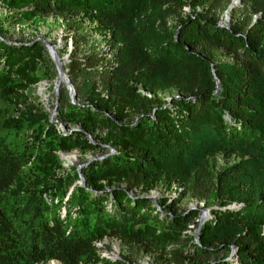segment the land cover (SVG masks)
Segmentation results:
<instances>
[{
    "label": "trees",
    "instance_id": "obj_1",
    "mask_svg": "<svg viewBox=\"0 0 264 264\" xmlns=\"http://www.w3.org/2000/svg\"><path fill=\"white\" fill-rule=\"evenodd\" d=\"M230 1L0 0L34 23L84 13L112 51L77 57L89 38L83 21L67 22L79 32L63 65L79 104L68 99L58 119L79 129L65 134L18 106L19 92L57 75L46 47L0 39V264H136L103 256L105 237L159 264H264V0H242L220 26ZM108 146L81 167L84 185L58 154ZM220 154L236 158L217 166ZM159 185L212 207L198 241L187 233L197 209L145 197Z\"/></svg>",
    "mask_w": 264,
    "mask_h": 264
},
{
    "label": "rangeland",
    "instance_id": "obj_2",
    "mask_svg": "<svg viewBox=\"0 0 264 264\" xmlns=\"http://www.w3.org/2000/svg\"><path fill=\"white\" fill-rule=\"evenodd\" d=\"M241 6L242 0L238 1L234 8H239ZM184 9L188 10L187 7H185ZM15 12H17V10H8L0 3V22L6 29V39L27 44L32 43L38 39L37 41H40V43H42L43 45L44 43L42 42V40H45L55 46L57 53L64 66L69 62L71 51L75 49V44L73 43V40L75 39V36L79 34V32H76L74 29L69 28L67 22H72L75 20L83 21L84 29L81 32L89 36V43L85 44L83 48H87L89 50V53H92L93 51L99 49L103 51V30L95 28L97 25V20H91L88 16H85L84 13H72V15L68 16L67 19H64L62 15H59L57 13H50L48 15H43V17L37 23H34L32 22V20L23 21L22 19H20L19 16H14ZM226 15H229L227 19H225ZM57 17H59L61 20H58ZM232 18L233 17L231 16L230 11L227 13L223 11L219 16V21H222L229 26ZM81 47L82 45L78 46V48H76L77 51H79ZM220 58L225 60H231V56L224 53L221 54ZM55 81L56 75L52 73L50 77H46V79H43L37 82L36 84L31 85L26 91L19 92L22 93V96L20 97L21 102L18 103V106L22 111H26L27 109H31L33 110V112L43 111L49 116V120L51 122L58 124L60 130L64 131L65 134H69L71 133L70 131L73 128H75L74 130H76V128H79V126L66 124L58 119L59 108H61V106H69L68 99H70V94L67 87L61 85L57 91L58 105L55 108ZM73 85L75 87L74 83ZM170 95V92H164L159 94L160 97L167 100L170 99ZM61 124L65 126L64 130L61 128ZM95 142L96 141L93 140V143ZM58 154L66 170H68L71 166L86 162L91 157L98 156L97 152L90 151L87 153H80L77 149L70 152L59 151ZM72 154L76 155L75 159H72V161H68L66 158H64L65 156H69ZM235 158L236 157L234 155L225 156L223 154H220L216 158L217 166L232 163ZM154 190L156 191L155 199H151L153 201L155 200V204L166 201V203H169L171 205L169 209L173 211H181L184 209L198 210V216L197 219H195V223L190 222L188 225L187 233L189 235L195 236V231L197 229L200 216L203 214V209H209V215L206 220L212 217V207H206L203 201H199L191 195L187 194L181 196L178 194L175 188L170 189L166 185H159L156 188L152 189L150 192H148L146 195L152 194ZM213 208H216V206H213ZM96 245L97 247H99L102 255H104L105 257L114 255V253L116 252L115 249H118L119 258L122 254L133 255L131 259L136 264H159L161 262V260L156 258L155 255L146 253L131 254L130 248H127V246L123 245L119 239L113 237H105L103 240L98 241ZM49 262L40 264H49ZM58 264H60V262H58Z\"/></svg>",
    "mask_w": 264,
    "mask_h": 264
},
{
    "label": "water",
    "instance_id": "obj_3",
    "mask_svg": "<svg viewBox=\"0 0 264 264\" xmlns=\"http://www.w3.org/2000/svg\"><path fill=\"white\" fill-rule=\"evenodd\" d=\"M240 1V0H231V2L229 3L228 7L226 8L225 10V13L229 12L230 10H232L234 8V6L237 4V2ZM229 17V15H228ZM218 25L220 26H228L226 23L222 22V21H219ZM0 39L4 40L6 43H9L10 40L4 38L1 34H0ZM38 40V39H37ZM37 40H35L34 42H36ZM42 42L44 43L46 49H47V52L49 54V57L51 58L52 62L54 63L55 65V69H56V72H57V75H56V81H55V84H54V89L56 91V97H55V108L57 107L58 105V97H57V91L59 89V87L61 85H64L67 87V89L69 90V94H70V100L72 103H78L76 101V89L73 85V83L70 81L67 73H66V70L63 66V62L61 61L57 51H56V48L53 44L45 41V40H42ZM211 69H212V72L214 74V65L213 63L211 64ZM215 77V80H216V91H218L219 87H220V83H219V80L217 79L216 76ZM79 104V103H78ZM169 104V102L167 103ZM61 128L64 130L65 129V126L61 124ZM75 128H73L70 132H72ZM76 129H79V128H76ZM88 135V139L90 142L93 143V140H92V136L91 134L87 133ZM110 151L108 153H106L105 155H102V156H94V157H91L89 158L86 162H83V163H79L77 165V170L79 172V181L78 183L80 185H84L85 184V178L81 172V167L85 166L87 163H89L90 161L94 160V159H101L105 156H108L109 154L111 153H114L115 152V149L111 146H108ZM76 155L75 154H72V155H69V156H65L64 158H66L68 161H72V159H75ZM155 193L156 191L154 190L152 194H148V195H145V197H149V198H153L155 199ZM155 201V200H154ZM241 204H239L238 206L235 205V204H231V205H228L226 206L225 208H234V207H240ZM209 215V209H203V214L200 216V219H199V223H198V226H197V229L195 231V240L198 241L199 239V232H200V228L202 226V224L205 222V220L207 219ZM115 253L114 255L112 256H107V258H110L112 260H115V259H118L119 256H118V249H115ZM234 250H232L233 252ZM104 256V255H103ZM50 262H54L55 264H58V260H55V259H52ZM49 262V263H50ZM38 264V263H36Z\"/></svg>",
    "mask_w": 264,
    "mask_h": 264
},
{
    "label": "built area",
    "instance_id": "obj_4",
    "mask_svg": "<svg viewBox=\"0 0 264 264\" xmlns=\"http://www.w3.org/2000/svg\"><path fill=\"white\" fill-rule=\"evenodd\" d=\"M80 18H81V17H80ZM57 19H58V20H61L59 17H57ZM97 25H98V23H97ZM97 25H96V26H97ZM95 28H96V27H95ZM103 34H104V36H103L104 40H103V44H102L103 52L106 51V52H107V57H111V55H112L111 52H112V51L109 52V44H108V42L111 41V34H110L109 31H104V30H103ZM70 37H73V36H70ZM88 38H89V36H88ZM88 43H89V42H88ZM25 44H26V43H25ZM70 45H71V42H70ZM84 45H85V44H82L81 49H80L79 51H76V56L79 57V58H81V57H83L85 54H88V53H89V50H88L87 48H83ZM70 49H71V48H70ZM56 51H57V50H56ZM95 67L99 68V65H96ZM97 89H98L99 91H101L102 96H105V97L107 96L106 91H105V90H101V87H98ZM138 91H139L141 94L146 95V96L149 97V98L153 96V93H151L150 91L145 90V89L142 88L141 86H139Z\"/></svg>",
    "mask_w": 264,
    "mask_h": 264
},
{
    "label": "bare ground",
    "instance_id": "obj_5",
    "mask_svg": "<svg viewBox=\"0 0 264 264\" xmlns=\"http://www.w3.org/2000/svg\"><path fill=\"white\" fill-rule=\"evenodd\" d=\"M225 17H226L225 19H227V18H228V16H227V15H226ZM49 264H55V263H54V262H53V263H52V262H50Z\"/></svg>",
    "mask_w": 264,
    "mask_h": 264
}]
</instances>
